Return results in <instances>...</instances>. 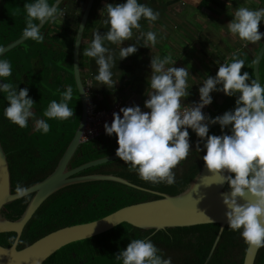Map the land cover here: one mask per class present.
I'll use <instances>...</instances> for the list:
<instances>
[{"label":"clouds","instance_id":"1","mask_svg":"<svg viewBox=\"0 0 264 264\" xmlns=\"http://www.w3.org/2000/svg\"><path fill=\"white\" fill-rule=\"evenodd\" d=\"M61 2L55 0L50 5L48 0H34L33 3H26L23 38L43 42L44 36L38 25L56 23L63 17L65 13ZM102 10L106 12L104 23L109 26L108 30L104 33L95 31L83 55L95 59L98 65L95 80L110 89L118 82L113 79L112 72L116 61L112 49L105 46V42L119 47L120 60L134 55L140 40L144 41V47H155L158 43L156 33L144 32L140 21L144 19L151 25L159 19L160 13L138 0L108 3ZM232 16L233 20L227 24L228 30L245 47L262 41L264 33L259 31V25L264 21V8L241 6ZM134 36L135 44L122 47ZM3 51L0 48V54ZM229 59L230 62H217L219 66L215 77L206 76L202 81L198 90L199 102L185 104V99L190 96L189 69L174 67L176 61L171 54L163 58L152 56L146 90L148 99L144 103L150 111H142L138 105L121 107L112 114L111 125L106 122L104 129L108 136L115 134L117 138L116 156L130 165V170H136L141 180L167 185L176 182L174 170L192 152L188 131L192 129L199 138L196 151L205 150L202 159L206 169L217 177V185H228L230 195L221 193L222 203L227 208L228 228L239 231L249 247L260 249L264 248V86L252 79L249 72L241 74L245 60L239 58V52H234ZM11 75L10 62L0 60V80L4 81ZM218 91L228 97L239 94L235 108L223 115L207 116L202 109L212 104L211 93ZM0 92L6 94L8 102L4 109L5 117L21 129L26 128L29 120L34 118L35 102L29 96V90L12 83H2ZM72 98L73 89L68 86L61 93L59 102H50L44 117L61 121L72 118L74 111L68 105ZM47 120L35 119V130L47 134L50 131ZM217 123L222 133L230 126V134L210 135L209 125ZM15 193L17 198L23 199L30 196V188L18 183ZM240 200L245 203H240ZM18 242L15 238L9 241L13 247ZM115 259L121 264H172V258H165L147 238L132 239L126 249L115 254Z\"/></svg>","mask_w":264,"mask_h":264},{"label":"trees","instance_id":"2","mask_svg":"<svg viewBox=\"0 0 264 264\" xmlns=\"http://www.w3.org/2000/svg\"><path fill=\"white\" fill-rule=\"evenodd\" d=\"M54 1L48 0V3L52 5ZM100 1L94 0L92 4L83 30V37L86 36L87 32L92 31L97 24ZM33 2L34 0L0 1V48L22 35L26 27L27 15L24 5ZM82 10L75 22L71 41L67 45L69 58L67 54L53 50L48 42L51 40L56 41L58 45H65V36L69 33L63 28L56 35L49 36L47 41V34L43 42L26 39L27 41L21 42L16 47L0 55V60L9 61L12 67V75L4 81L0 80V84L12 83L18 88H27L29 96L35 102L33 109L40 118L47 120L43 114L50 102L52 100L59 102L61 93L68 86L73 89V98L68 102L69 107L74 111L73 119L70 118L64 121L47 120L50 125V131L47 134L36 131L29 123L23 129L11 123L4 115V109L8 106L5 99L6 94L0 92V145L10 172L11 192H15L18 183L27 187L49 175L78 126L81 106L73 79L71 53ZM45 25L48 24L45 23L42 29ZM48 44L49 48H46ZM82 50L83 48L80 46L78 58L81 71L84 68ZM35 58L38 59L37 66L39 70H33L32 68L31 60ZM239 58L245 60L241 74L247 71L253 79V58L243 56L242 52H239ZM69 60L70 65H68ZM228 62H230V59ZM59 66L70 68V74L67 72L68 70L63 71ZM259 75L260 83L264 86V54L259 63ZM238 95L234 97L225 96L220 104H211L208 108L211 109V112H207L206 115L216 117L218 112L223 114L226 111L233 110ZM193 100L194 97L192 96L188 103ZM230 132V126L224 130V133L230 134ZM224 133H222L219 125L209 130L210 135H222ZM189 134L192 152L187 160L182 161L174 170L176 182L173 185L145 182L139 178L136 170H130V165L125 164L119 158L85 169L77 175L112 174L146 190L164 193L169 196L177 195L184 191L197 175L204 163L202 157L206 154L205 150L196 151L199 138L190 131ZM200 146L203 149V142ZM117 148L115 134L112 136H108L106 133L100 134L80 143L68 166L73 168L114 154ZM143 189L106 180L85 181L64 186L47 197L33 213L21 232L17 249L27 246L58 228L89 222L121 207L159 198L158 195ZM224 190H228L227 184H225ZM31 197L32 194L29 197L18 198L5 204L0 211L1 215L9 220H16L25 210ZM218 230L219 224L217 223L155 230L138 228L123 222L104 233L61 247L42 264H121V262L116 261L115 254L126 249L132 239L139 238L150 239L161 250L165 258H172V264H203L211 250ZM13 238H15L14 232L0 233V245L10 246L9 241ZM246 248L247 245L240 232L232 231L226 224L207 264H242ZM253 264H264V248L257 250Z\"/></svg>","mask_w":264,"mask_h":264},{"label":"water","instance_id":"3","mask_svg":"<svg viewBox=\"0 0 264 264\" xmlns=\"http://www.w3.org/2000/svg\"><path fill=\"white\" fill-rule=\"evenodd\" d=\"M63 1L64 0H62V2ZM93 2L94 0H86L84 4L82 14L77 24L71 53L73 79L81 106V115L78 126L53 171L41 181L27 186L30 188V194H32V197L21 216L16 220H9L3 217L0 213V233L14 232L17 241L19 240L24 226L42 202L52 193L64 186L85 181L106 180L118 182L137 189H143L128 182L126 179L112 174L77 175L81 171L90 167L118 159L116 153L86 162L73 168H69L68 166L76 148L83 142L80 137L85 123L86 95L83 88V77L79 68L78 57L82 43L83 30ZM54 3L55 1L53 4ZM50 23L51 22L47 24ZM38 27L41 30L43 25H38ZM25 40L26 39L21 35L14 41L1 47L4 50L3 54ZM263 54L264 37L252 62L253 79L258 83H260L259 63ZM218 115L223 114L221 113ZM218 125V123L209 125V130ZM188 130L196 134L192 129ZM216 181L217 177L209 173L203 163L199 172L191 180L186 189L177 195L169 196L164 193L143 189L158 195L159 198L121 207L101 218L89 222L58 228L20 249H17L18 243H16L15 247H13L12 244L8 247L0 245V264H42L51 254L61 247L104 233L123 222L134 227L155 230L168 227H185L217 223L219 224L218 233L207 258L203 263L207 264L221 235L223 227L228 224L225 217L227 208L222 203L221 193H224L225 195H230V193L228 190H224L226 183L224 185H217ZM208 184L212 185L206 186ZM16 199H18L16 193L11 192L10 172L8 170L5 154L0 145V211L4 208L5 204ZM249 199L251 198L249 197ZM239 202L245 203L244 200H240ZM257 250L258 249L247 245L242 264H253Z\"/></svg>","mask_w":264,"mask_h":264},{"label":"crops","instance_id":"4","mask_svg":"<svg viewBox=\"0 0 264 264\" xmlns=\"http://www.w3.org/2000/svg\"><path fill=\"white\" fill-rule=\"evenodd\" d=\"M125 2L126 0L100 1L95 28L87 32L86 36H82L83 52L90 46L95 31L104 33L108 30L109 26L104 23L107 18L106 12L102 10L104 6L108 3ZM138 2L160 13L159 19L151 25L144 19L140 21L144 32L153 31L156 33L158 43L155 47L147 48L143 46L144 41L140 40L137 44L138 51L134 55L120 60L119 47L105 42V46L112 49L116 61L112 72L114 74L113 79L118 82L114 88L110 89L100 85L95 80L96 75H98V65L95 59L83 55L84 68L81 75L83 79L87 76L91 79L89 97L94 108L105 109L116 102H120L126 107L138 105L141 110H149L144 107V103L148 99L146 90L148 88L147 81L151 75V58L156 55L163 58L169 54H171L173 61H176L174 67H186L190 71L188 78L190 96L184 101L185 104H189L192 96L195 98L199 94L198 90L205 77H215L219 66L217 62H228L231 57L229 53L237 50H240L239 52H242V55L247 58H254L261 43L248 44L245 47L238 37L229 32L227 24L233 20L232 15L238 7L264 8V0H138ZM79 6L81 4L77 0L64 1L62 10L65 15L61 17L62 19L60 18L59 30L66 29L69 34L65 36L66 46L56 44L53 45V50L65 55L68 54L67 45L71 41L75 22L82 10L81 8L78 11ZM218 23L220 24L217 25ZM259 31L264 33V21H261ZM135 43L134 36L133 40L125 41L122 47H128ZM49 44L46 48H49ZM226 57H228L227 60ZM205 64H208L211 70L201 69V66L203 67ZM211 96L213 98L212 104L215 105L216 103L220 104L226 95L218 91L212 92ZM207 112H211V109H208L205 115Z\"/></svg>","mask_w":264,"mask_h":264},{"label":"built area","instance_id":"5","mask_svg":"<svg viewBox=\"0 0 264 264\" xmlns=\"http://www.w3.org/2000/svg\"><path fill=\"white\" fill-rule=\"evenodd\" d=\"M234 52L235 51L230 52L229 56H231ZM225 59L227 60L228 57H226ZM83 88L86 95V115H85V123L82 129L80 139L85 141L105 133L104 124L107 122L110 126L113 119L112 114L114 112H118L121 107H126V106H124L120 102H116L113 105H111L109 108L95 109L93 106V102L89 97L91 91V79L89 76L83 79ZM199 100L200 97L198 94L192 102H199ZM210 105H207L202 109L204 114ZM142 111H150V110H142Z\"/></svg>","mask_w":264,"mask_h":264},{"label":"flooded vegetation","instance_id":"6","mask_svg":"<svg viewBox=\"0 0 264 264\" xmlns=\"http://www.w3.org/2000/svg\"><path fill=\"white\" fill-rule=\"evenodd\" d=\"M77 1H78L79 4H81V0H77ZM82 1H83L82 3L86 2L84 0H82ZM63 5H64V1L61 2V9H63ZM61 19L57 20L56 23H50L48 25H45V27L41 30V34L44 36V38H45L46 34L48 36H50V35L54 36V35H56L57 32L60 31L59 30V27H60L59 25L61 24ZM47 38H49V37H47ZM46 41H47V39H46ZM48 42L51 44L52 47H53V45L55 46L56 44H58L56 41H51L50 40ZM31 63H32L31 65H32L33 70L38 69V66H37L38 65V59L37 58L32 59ZM33 111L37 114V112L34 109H33ZM37 116H38V114H37ZM39 118L40 117L38 116V119ZM29 125H30V120H29Z\"/></svg>","mask_w":264,"mask_h":264},{"label":"rangeland","instance_id":"7","mask_svg":"<svg viewBox=\"0 0 264 264\" xmlns=\"http://www.w3.org/2000/svg\"><path fill=\"white\" fill-rule=\"evenodd\" d=\"M65 1V0H64ZM67 1V0H66ZM84 1H86V0H84ZM68 2H70V1H68ZM83 2V1H82ZM81 2V6H79L78 7V11L79 10H81V8H83V6H84V4H85V2L84 3H82ZM187 4H188V2H187ZM165 6H166V4H165ZM190 6V5H189ZM220 23H218L217 25H219ZM49 37V36H48ZM27 41V40H26ZM68 58L70 57L69 55V51H68ZM59 60H61V59H59ZM60 62V61H59ZM69 64L68 65H70V60H69V62H68ZM205 66V67H204ZM203 67L201 66V69H207V71H209V70H211V67L209 68L208 67V64H205ZM28 68H30V67H28ZM59 68L60 69H62L63 71H67L69 74H70V68H66L65 66L63 67V66H59ZM39 70V69H38ZM37 70V71H38ZM54 73L52 72V75H53ZM46 87H47V85H46ZM49 87V86H48ZM34 112V111H33ZM35 119H38V116H37V114L34 112V118H32V119H30V126L32 127V128H34V123H35Z\"/></svg>","mask_w":264,"mask_h":264}]
</instances>
